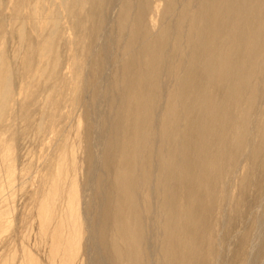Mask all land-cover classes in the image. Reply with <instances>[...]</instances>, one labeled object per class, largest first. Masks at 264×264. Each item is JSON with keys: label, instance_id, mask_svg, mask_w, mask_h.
<instances>
[{"label": "bare ground", "instance_id": "obj_1", "mask_svg": "<svg viewBox=\"0 0 264 264\" xmlns=\"http://www.w3.org/2000/svg\"><path fill=\"white\" fill-rule=\"evenodd\" d=\"M41 3L15 27L11 60L0 46V118L12 75L25 66L17 110L30 121L47 90L35 126L55 136L37 207L51 253L66 264H225L209 224L229 218L228 176L240 162L247 179L262 173L256 196L264 200V0ZM61 13L73 30L67 40ZM71 107L79 114L69 146L62 121ZM4 170L12 175L13 164ZM261 241L259 233L246 246L257 252L252 262L264 255Z\"/></svg>", "mask_w": 264, "mask_h": 264}, {"label": "rangeland", "instance_id": "obj_2", "mask_svg": "<svg viewBox=\"0 0 264 264\" xmlns=\"http://www.w3.org/2000/svg\"><path fill=\"white\" fill-rule=\"evenodd\" d=\"M35 1L0 0V24H2L0 25V46L3 48L4 56L9 60L13 58L17 45L15 27L18 26L23 15L30 11L29 8L31 9ZM57 1L42 0L41 4L44 5L41 6H51L53 9H57ZM44 9L42 10L45 12H41L43 15L46 14ZM60 25L61 30L64 32L63 37L66 40L72 38L73 30L70 28V24L63 13H61ZM34 34H31V41L37 38V35ZM58 49L64 56L65 61L67 51L61 44ZM18 61L15 62L16 64L14 63L17 66L16 69H18V64L22 66L21 60L19 59ZM63 64L61 73H66L67 68L65 63ZM23 67L25 66L19 68L12 75L11 91L13 95L8 102L6 111L0 118V184L2 188L0 210L3 211L0 220V264H66L62 262L65 256L61 259L60 256L51 253L49 231H41L39 228L38 201L43 189L46 187L47 180L44 176H47L52 160L55 157V151L50 148L55 142V136L49 127L44 128L38 134L35 126L38 119H43L39 115V111L45 106L44 99L47 90H41L38 101L29 108L33 114V118L30 121L23 119L17 110L16 105L23 100L28 91V75L26 76L27 73L23 71ZM40 88L41 85L36 89L40 90ZM65 111L67 113L68 108ZM70 111L69 119L62 121L63 135L66 137L65 139L69 146L77 138L73 130L79 114V108L71 107ZM46 112L49 115L51 110L47 109ZM50 122L56 123L58 119H45V123ZM11 137L13 151L8 159L4 160L3 155L6 152L7 142ZM6 162L13 164L11 176L4 170ZM245 165V161L240 162L237 173L233 176L229 175L228 172L225 174V177L229 175L226 193L228 200L225 210L226 216H229V218L223 225L219 223L218 226H215L211 221L209 224L210 234L213 235V238L217 237L222 240L220 259L222 258L221 260L225 264H246V253L247 260H250L251 263L264 264L262 252L258 255L259 258L257 257V260L252 262L257 252L255 253L253 249L248 252L246 248L259 233L262 239L261 243L264 245V200L258 202L256 196L258 193L257 184L261 182V180H258L261 178L262 173L260 170L255 171L247 179V176H245ZM242 177L246 178L247 183L241 192L239 183ZM234 202L238 204L235 209L233 207ZM221 217L223 220L224 216ZM257 217H260L262 223L259 226L256 225L255 228ZM203 218L204 216L200 219L201 225L204 222ZM255 231H258V233ZM258 240L259 237L257 243ZM237 250L238 252H236ZM200 257L202 258V254ZM188 263L196 264V259Z\"/></svg>", "mask_w": 264, "mask_h": 264}]
</instances>
